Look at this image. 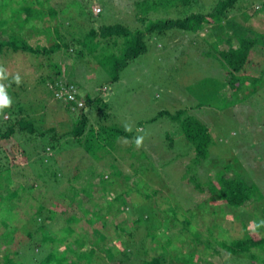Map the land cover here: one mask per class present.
<instances>
[{"label": "rangeland", "instance_id": "374dc122", "mask_svg": "<svg viewBox=\"0 0 264 264\" xmlns=\"http://www.w3.org/2000/svg\"><path fill=\"white\" fill-rule=\"evenodd\" d=\"M145 1L49 0L48 2L49 7H55L58 11V15L51 19V24L53 27H60L63 34L61 40L74 38L68 32L69 23L75 22L72 17H76L79 24L84 26L81 28V33L90 30L93 26L101 31L102 24H122L133 32L144 33L147 50L138 57L130 59L127 66L119 71L118 78H115L114 70L105 68L99 63L96 57L98 53L93 55L86 52L83 59L78 58L75 50L81 46L77 40L72 42L74 47L71 48V55L65 54L62 49L51 56L19 51L9 58L5 55L0 57V69L3 70L0 78L7 75L19 76L20 83L16 84L15 89H23L24 94L27 92L36 99L43 96L41 98L47 101L49 112L45 117V128H50L51 123L52 126H58V133H68L72 130V113L67 112L66 108L53 98V91L48 89L47 96L39 94L47 91L41 81L42 77L56 72L52 67L55 63H63L66 68L68 67L70 77L79 88L78 91L82 96L79 104L83 107V112L88 115V129L92 126L98 130L115 127L125 130L129 137L120 136L113 146L103 149L95 147L94 152L90 151V153L87 152L86 143L83 147L74 142L66 145L62 152V143L68 137L61 136L60 133V140L54 142L55 149L52 153L53 177L47 178L41 177L40 173L36 172L31 164L33 156L30 157L22 151V147L18 144L22 137L19 134L9 139L2 138L0 158L14 170L15 182L12 187L17 188L21 184L29 186L35 182L34 195L43 198L49 207H54L58 211L57 219L65 217L60 215L62 214L60 211L65 207H69L72 213L80 212L79 215H83L77 200L71 202L69 195H62L74 194V186L81 190L92 177V181L96 184L119 170L131 175H136L135 170H139L138 176L142 177L140 185L136 181L138 176L129 182L131 187L129 198H133L139 204L134 209L138 217L152 213L154 211L152 208L157 207L158 216L164 224L161 233L166 236V240L167 237L173 240L182 238L186 241V248L191 246L193 249L197 245L200 256H204L209 261L217 264H238L239 261L232 259L235 255L221 246H215L217 249H208L205 244H195L191 240L190 231L184 228L186 225L184 218L191 217L197 210L200 214L193 219L191 230L197 229L204 236H208L211 234L207 231L208 225L217 222L215 235L219 239L243 237L245 229L242 220H245L251 233L264 231V80L259 83L260 88L257 93L250 94L253 88L251 82H246L239 94L233 92L227 68L222 64V60L218 59L216 52L218 43L213 33L214 23L216 24L217 20L213 21V25H206L193 33L179 28L171 30L167 28L159 32L154 28L160 20H176L200 12L208 14L214 10L219 0H201L189 7L164 4L170 0H149L151 5L144 6L142 4ZM82 7L87 13L86 16L79 14ZM93 17L97 19L95 24L90 22ZM230 17L244 27V37L264 42V0H240L230 12ZM44 25L42 21L37 22L38 28ZM29 27L26 30L27 38L33 46L50 47L55 44V36H49L40 29L33 30ZM81 33H75V37L79 39L82 37ZM226 33L228 40L219 44V48L238 47L239 37H233L232 31ZM124 40L126 39L121 41V46ZM110 51L119 53L114 48H110ZM255 60L264 67V52L259 51ZM77 86L75 89H78ZM63 93L61 92L60 95ZM73 97L74 95L71 94L70 98ZM85 98L94 100L92 106ZM72 109L74 110V107ZM45 110L42 106H38L32 111V118L40 120L42 115H45ZM179 112H183L181 118L195 116L210 126L215 143L212 147V156L228 160L233 170L241 172L246 180L260 187L262 193L258 195L255 204L258 216L253 215L255 210L252 206H240L235 212L223 213L220 209L224 206L222 202H210L211 194L207 187L205 188L207 192L204 193L194 187L195 183L208 180L210 171L211 174H215V171L210 169L207 162L197 164L194 162V156L189 149L190 142L185 137L179 121L180 117H174ZM9 115L0 112V125L3 118L10 119ZM137 140L140 141L139 144ZM60 151L65 158L61 157L62 159L59 160ZM68 156L70 161L69 166L67 164L66 167L64 163ZM34 158L36 160L37 157ZM62 163L64 177L57 181L56 173L59 172ZM144 165L151 167L149 170L151 172H141ZM78 167L81 170L79 179H74L72 183L66 181L67 178L73 177L71 175H74L73 171ZM167 169L170 170L168 174ZM44 170L45 166L42 167L41 172H46ZM226 174L231 177L236 176L234 171H228ZM148 179L150 183L146 182ZM119 181L120 185L127 187L125 177ZM134 187L149 193L153 189H159L160 193L146 199ZM80 193L86 208L94 206V203L106 201L102 197L101 186L94 189L92 198L86 192ZM29 201L24 200L20 203L19 213L5 214L15 220L13 227L22 228L20 232L23 233L27 230L22 225L29 216L27 214ZM31 201L35 203L37 200ZM209 202L213 205L218 204L219 214L211 212L216 207ZM169 204L176 207L177 213L168 209ZM199 205H209L210 209L207 210L206 206L199 208ZM253 210L254 212L251 213ZM127 213L118 215L113 212L107 213L109 228L106 232L109 233V237L106 247L113 246L118 238L115 224L120 222L132 224L133 216ZM234 213L241 214L242 219L234 217ZM83 224L89 225L86 222ZM101 225V223L96 224V226ZM144 225V222H141V228H145ZM56 227V231L61 232L60 228ZM144 228L141 230L143 235L145 234L143 231L146 232ZM175 243L176 249L172 250L174 253L181 252V244L177 240ZM0 246L6 248L5 244L0 243ZM139 248L142 249V246ZM102 255L105 256L104 252ZM105 261L107 262L106 257ZM107 264H110L109 261Z\"/></svg>", "mask_w": 264, "mask_h": 264}, {"label": "trees", "instance_id": "16d2710c", "mask_svg": "<svg viewBox=\"0 0 264 264\" xmlns=\"http://www.w3.org/2000/svg\"><path fill=\"white\" fill-rule=\"evenodd\" d=\"M200 1L170 0L164 2V4L189 7ZM48 2L49 0H1L0 57L5 55L9 58L16 55L19 51H29L35 55L44 54L51 56L54 52L62 49L65 54L71 55V48L74 47L72 42L73 40H77L81 46V48L79 47L80 49L77 48L75 50L78 58L83 59L86 56V52L93 55L98 53L96 57L99 63L105 68L114 70L116 72L115 78H118L119 71L127 66L130 59L138 57L147 50V43L144 40L145 37L142 31L133 32L122 24H102L101 31L93 26L90 30L81 33V28L84 26L79 24V20L76 17H72L71 19H74L75 22H70L68 25V32L74 38L72 40H61L63 34L60 27H53L51 24V19L58 15V11L55 7H49ZM238 2L240 0H219L214 10L208 14L200 12L176 20H160L155 24L154 28L155 30L158 29L159 32H163L167 28L169 30L179 28L193 33L201 30L206 25H213V21L217 20L216 24L214 23L215 28L213 33L218 43L216 52L218 59L222 60V64L227 68L226 70L230 77L229 82L233 92L239 94L243 85L246 82H251L253 88L250 94H254L260 88L259 83L264 80V67L255 60L256 54L259 51L264 52V42L244 37V27L236 22L234 18L230 17V12ZM142 5L150 6L151 1L146 0ZM83 8L79 12L80 16H86L85 14H87ZM143 11H145L144 8ZM39 21L44 22L47 26L44 25L38 28L37 22ZM96 21L97 19L93 17L90 22L95 24ZM28 27L33 30L40 29L49 36H55V44L50 47L33 46L27 38L26 30H28ZM229 31H232L233 37H239V46L228 49L219 48V44L228 40V34L226 32ZM77 32L82 34V37L79 39L75 37V33ZM123 39L126 40L122 42L121 46L120 44ZM110 48L116 49L119 53L109 52ZM52 67L56 69V72L47 76L43 75L44 77L41 79L47 91L44 93L40 92L39 94H45L47 96L48 89L52 90L53 98L60 102L62 107L66 108L67 112L72 113V130H69L70 132L68 133L60 132L61 136L68 137L62 143V152L63 148H66V145L73 144L74 142L83 147L86 143L88 145L87 152L90 153V151L94 152L93 149L95 147L103 149L113 146L117 141L116 139L120 136L129 137L125 130L115 127L98 130L92 126L88 129V115L83 112L84 109L79 104V99L82 96L78 91L77 84L68 73V67L66 68L63 63H55ZM1 78L0 85L4 86L5 93L11 103L8 107L0 108V112L3 114H10V119H2V124L0 125V142L2 138L9 139L16 134L21 135V141L18 144L22 147L24 154L30 157L33 156L31 164L34 166L36 172H39L41 177H53L52 153L55 149L54 142L59 141L61 136L57 132L58 126H52L53 124L50 123L49 125L51 127L45 128V117L49 112L47 101L41 98L43 96L36 99L33 95L27 94V92L24 94L23 89H15L17 83L14 80V76L10 77L7 75ZM2 80L4 81L2 82ZM76 86L78 89H75ZM23 87L26 89L25 86ZM59 91H63V95L58 94ZM71 94L74 95L73 98H70ZM85 99L92 106L94 100L92 98ZM38 106L46 109L45 115H42L40 120L32 118L31 114ZM72 107H74V110ZM182 114L183 112H179L178 115L173 116L175 118L180 117L179 121L185 137L190 142L189 149L194 156V162L196 164L199 162H207V164L209 163L210 169L212 168L215 171V174H211L210 171L209 179L205 182L195 183L194 187L201 193L207 192L205 189L207 187L211 194L210 202H222L224 206L220 209L223 213L235 212V209L240 206H252L255 210V214L253 215L258 216L256 214L258 212H256L257 208L255 204L258 195L262 193L260 187L256 183L246 180L241 172L233 170L228 160L212 156V147L215 143L211 135L210 126L195 116L190 115L181 118ZM76 116H78L77 119ZM15 118L16 120H14ZM61 151L59 160L65 156ZM35 156L37 157L36 160L34 158ZM69 158L68 156V161L63 162L66 167L67 164L69 166ZM63 163L59 172L56 173L58 174L57 181L64 177L62 169ZM43 166H45L44 171L47 174L46 172H41ZM142 169L143 171H140L143 173L151 172L149 171L151 167L147 165H144ZM169 171L167 169V174ZM228 171H234L236 176H228L226 174ZM80 172L79 167L77 169L75 168L73 171L74 175H71L73 177L65 180L72 183L74 179H79ZM138 173L139 170H135L136 175L125 174L119 170L113 172L114 176L110 174L109 177L107 176L106 179L100 180L96 184L92 181L93 177L90 178L86 186L81 190L74 186V194L63 193L62 195H69L71 202L77 200L83 215H79L80 212L72 213L69 207H65L60 211L62 213L60 215H65V217L57 219L59 217L58 211L54 207H49L43 198L34 195L35 182L29 186L21 184L17 188L12 187V184L15 182L14 170L12 166H9L8 163L3 162L2 158H0V237L3 241L0 239V243L6 245V248L0 246V264H107L108 261L110 264H166L169 260L171 261L168 264H217L216 262L209 261L204 256H200L197 245L193 249L191 246L186 248L185 239L176 238L173 240L167 237L166 240V236L161 233L164 224L158 216L157 207L152 208L154 209L152 213H145L141 217H138L134 213L135 207L139 206V204L133 198H129L131 190L129 182L132 178L138 176ZM68 175H70V172ZM121 176L125 177L127 183L126 188L123 184H119V180L122 178ZM141 180V176L136 178L139 185ZM146 182L150 183L149 179ZM99 186H101L102 197L106 201L104 203H94V206L86 208L83 203V198L80 197V192H86L92 198L94 189ZM134 188L136 189L138 187ZM136 190L146 199L160 193L159 189H153L151 193ZM32 199H36L37 201L33 203L31 201ZM24 200H30L28 202L30 207L27 210V214H29L28 219L22 225L27 230L23 233L20 232L22 228L17 229L13 227L15 220L8 215L11 213L16 214V212L19 213L18 206ZM169 205L168 209L177 213L176 207L171 204ZM203 205H199V208ZM210 205L213 204L210 203ZM217 205H213L216 207V209L211 211L214 214H219ZM205 206L207 210L210 209L209 205ZM105 210L107 213L113 212L115 215L128 212L129 215L132 214L133 216L131 218L132 224L130 225L123 222L115 224V230H117L119 235L114 245L110 247H106L109 237L106 229L109 227ZM198 214L200 213L196 210L191 217L186 216L184 218L186 224L184 228L190 231L191 240L195 244H205L208 249H217L215 246H221L235 255L232 259L239 261L240 263L238 264H264V231L251 233L245 220H242L245 229L243 237L219 239L215 235L218 223L214 222V224H210L207 227V231L211 234L204 236L197 229L191 230L193 219ZM234 217L242 219L241 214L234 213ZM84 222L89 225L85 226L83 224ZM141 222L145 224V228L143 227L146 231H143L145 233L144 235L141 234V230L143 229L141 228ZM97 223H101L102 225L96 226ZM56 226L60 228L61 232L56 231ZM90 229H92L91 232ZM176 240L181 244L182 248L180 249L181 252L174 253L172 249H176ZM139 246H142V249ZM136 247L137 249H135ZM103 252L104 257L102 255ZM105 257L107 262L105 261Z\"/></svg>", "mask_w": 264, "mask_h": 264}, {"label": "clouds", "instance_id": "9594fccd", "mask_svg": "<svg viewBox=\"0 0 264 264\" xmlns=\"http://www.w3.org/2000/svg\"><path fill=\"white\" fill-rule=\"evenodd\" d=\"M3 73V70L0 69V74ZM15 82L17 84L20 83V77H15ZM11 101L9 100L7 94L5 93L4 86L0 85V108L8 107L10 105ZM139 140H137V143L139 144Z\"/></svg>", "mask_w": 264, "mask_h": 264}, {"label": "built area", "instance_id": "2783aa9c", "mask_svg": "<svg viewBox=\"0 0 264 264\" xmlns=\"http://www.w3.org/2000/svg\"><path fill=\"white\" fill-rule=\"evenodd\" d=\"M61 92L63 93V91H59V93H58V94H60Z\"/></svg>", "mask_w": 264, "mask_h": 264}]
</instances>
